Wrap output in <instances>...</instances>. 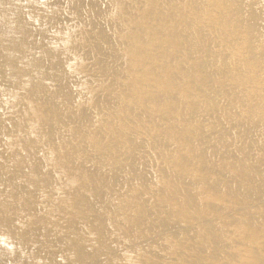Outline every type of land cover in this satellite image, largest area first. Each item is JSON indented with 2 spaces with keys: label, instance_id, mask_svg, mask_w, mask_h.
I'll use <instances>...</instances> for the list:
<instances>
[{
  "label": "bare ground",
  "instance_id": "bare-ground-1",
  "mask_svg": "<svg viewBox=\"0 0 264 264\" xmlns=\"http://www.w3.org/2000/svg\"><path fill=\"white\" fill-rule=\"evenodd\" d=\"M0 264H264V0H0Z\"/></svg>",
  "mask_w": 264,
  "mask_h": 264
}]
</instances>
